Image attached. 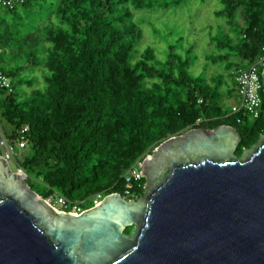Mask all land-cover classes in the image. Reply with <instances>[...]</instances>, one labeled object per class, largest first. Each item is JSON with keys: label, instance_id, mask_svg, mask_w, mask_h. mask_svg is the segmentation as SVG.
<instances>
[{"label": "trees", "instance_id": "1", "mask_svg": "<svg viewBox=\"0 0 264 264\" xmlns=\"http://www.w3.org/2000/svg\"><path fill=\"white\" fill-rule=\"evenodd\" d=\"M185 1L23 0L0 6V68L12 84L30 88L0 90V128L12 146L24 141L16 164L37 194L84 199L87 207L95 193L123 194V172L172 135L231 125L241 156L264 133L263 89L257 118L230 114L223 103L236 93L233 72L264 54V0H220L214 10L234 33L222 32L205 57L222 63L230 82L223 72L208 77L206 63L194 75L192 45L170 43L160 49L165 56L151 46L140 49L143 32L134 11ZM29 69L35 78L23 74ZM140 182L139 197L145 178Z\"/></svg>", "mask_w": 264, "mask_h": 264}, {"label": "water", "instance_id": "2", "mask_svg": "<svg viewBox=\"0 0 264 264\" xmlns=\"http://www.w3.org/2000/svg\"><path fill=\"white\" fill-rule=\"evenodd\" d=\"M239 141L227 124L172 135L143 159L142 196L79 213L0 154V264H264V133L241 156Z\"/></svg>", "mask_w": 264, "mask_h": 264}, {"label": "rangeland", "instance_id": "3", "mask_svg": "<svg viewBox=\"0 0 264 264\" xmlns=\"http://www.w3.org/2000/svg\"><path fill=\"white\" fill-rule=\"evenodd\" d=\"M220 0H186L185 3L179 7H156L152 9H138L134 11V20L142 28V37L139 42L140 49L146 46H151L155 49L157 55L165 56V52L160 50L167 47L170 43H175L179 46V42L184 45H192L194 47L191 53L192 57L196 55L198 58L193 59L191 70L194 75H200L206 66V75L211 76L215 72H223V78L230 82L228 73L223 69V65H213L212 61L205 56L215 51V41L222 34V32H230L231 27L224 21L223 17L216 16L214 10L220 8ZM1 15L3 11H0ZM181 38V41H176ZM176 39V40H175ZM159 47V48H158ZM39 73V72H38ZM37 73V80L41 82L39 74ZM29 77L33 75L30 69L25 71ZM36 80V79H35ZM34 81V87L37 86ZM17 87L16 82L13 83ZM22 89L30 90L26 84H22ZM24 96L23 91L19 93ZM235 96H226L223 103L227 112L230 111V106L234 102ZM15 159L22 158V151L15 148ZM12 170L17 169V164L14 160L10 161Z\"/></svg>", "mask_w": 264, "mask_h": 264}, {"label": "built area", "instance_id": "4", "mask_svg": "<svg viewBox=\"0 0 264 264\" xmlns=\"http://www.w3.org/2000/svg\"><path fill=\"white\" fill-rule=\"evenodd\" d=\"M23 0H0V6L12 7L15 4L21 3ZM3 53V48L0 46V57ZM264 64V54L261 55L257 60L245 65L244 67L238 68L233 72V80L235 86V100L230 106V114H236L240 111L247 114L249 117L257 118L260 114L262 105V81L260 76V68ZM0 90L5 92L13 91V84L11 78L0 68ZM198 119L197 121H199ZM27 126L22 127L21 132L27 131ZM23 138V137H22ZM24 141L20 140L18 145L15 147L9 144L7 138L4 136L0 128V149L1 154L10 163L11 160L15 159L16 150L15 148L23 147ZM144 159V158H143ZM143 159H138L129 168H127L122 177L125 180V187L123 194L120 193L125 199H138L139 195L136 189L141 186V178L143 175L140 174ZM17 163V162H16ZM22 170L21 168H17ZM107 194L95 193L90 196L91 204L89 206L83 205V200H73L60 194H50L45 199L50 205H52L57 212H69L79 213L88 208L98 205L104 196Z\"/></svg>", "mask_w": 264, "mask_h": 264}, {"label": "crops", "instance_id": "5", "mask_svg": "<svg viewBox=\"0 0 264 264\" xmlns=\"http://www.w3.org/2000/svg\"><path fill=\"white\" fill-rule=\"evenodd\" d=\"M236 97V96H235Z\"/></svg>", "mask_w": 264, "mask_h": 264}]
</instances>
